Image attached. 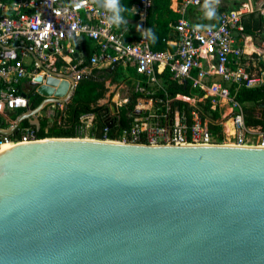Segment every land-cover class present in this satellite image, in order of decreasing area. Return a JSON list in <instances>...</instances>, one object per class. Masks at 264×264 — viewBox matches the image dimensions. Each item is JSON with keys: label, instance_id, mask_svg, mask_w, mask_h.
Returning <instances> with one entry per match:
<instances>
[{"label": "water", "instance_id": "obj_1", "mask_svg": "<svg viewBox=\"0 0 264 264\" xmlns=\"http://www.w3.org/2000/svg\"><path fill=\"white\" fill-rule=\"evenodd\" d=\"M47 73L68 93L39 90L46 99L1 136L25 122L41 131L47 108L71 102L75 79ZM0 264H264V147L66 138L9 147Z\"/></svg>", "mask_w": 264, "mask_h": 264}, {"label": "built area", "instance_id": "obj_2", "mask_svg": "<svg viewBox=\"0 0 264 264\" xmlns=\"http://www.w3.org/2000/svg\"><path fill=\"white\" fill-rule=\"evenodd\" d=\"M203 3L204 0H182L179 9L182 17L174 28L178 34L177 49L162 52L151 48L149 37L144 35L146 30L139 42L132 43L127 40L123 25L109 26L103 0H0V128L14 125L15 122L7 121L11 114L25 112L30 103L25 94L31 88L26 85L43 77L44 82L38 85L41 87L48 77L53 78L48 70L70 75L78 84L93 68L123 64L142 77L134 88L141 96L129 114L130 126L115 136H111L110 127L106 126L100 136L96 115L85 114L66 139L153 146L264 147V129L246 123L244 105L237 98L243 89L264 87V69L255 74L250 72L245 67L246 51L235 40V34L243 31L246 13L256 11L264 15V1L249 0L238 10L222 8L218 11L217 27L198 28L186 15L188 9ZM152 7L153 0H141L140 13L147 16ZM81 40H92L97 48L90 65L82 69L83 59L74 62L78 50L69 46ZM259 55L264 58V51ZM56 62L62 63L59 70ZM166 70L179 84L187 82L194 94L156 98L164 89L159 75ZM213 77L220 81L213 82ZM105 100V121L111 125L130 98L115 101L108 95ZM180 102L192 110L190 116L186 106H178ZM205 102L210 103L213 111L220 112L223 138L214 134L211 121L203 119L197 110L199 103ZM59 107L64 110V106ZM228 123L233 129L231 135L224 129ZM49 139L40 137L34 127H21L12 136L0 135V149L4 145Z\"/></svg>", "mask_w": 264, "mask_h": 264}, {"label": "trees", "instance_id": "obj_3", "mask_svg": "<svg viewBox=\"0 0 264 264\" xmlns=\"http://www.w3.org/2000/svg\"><path fill=\"white\" fill-rule=\"evenodd\" d=\"M172 0H153V7L150 9L147 20L146 29L152 30L154 33L155 20L157 15L165 8H170ZM141 4V0H140ZM264 33V15L260 12L247 14L243 17V31L239 37H251L257 38L260 34ZM139 42L136 39L134 43ZM151 43V48L155 51H166L167 45L158 43ZM79 47L84 51L83 63L80 65V69L89 66L93 54L97 48L95 42L92 40L78 41ZM61 62H56L55 67L59 70ZM264 68V63H262ZM128 72L135 73V69H129ZM90 75V77H88ZM88 75H85L78 83L75 90V94L70 103L64 106V110L59 109L57 112V120L52 127L48 128V120L41 118L42 129L39 131L40 137H53V138H65L69 137L73 133L74 126L79 122L82 115L95 114V125L97 127V133L101 136L106 126L110 127L111 136H115L117 132L126 130L131 123L129 114L134 110L135 105L140 98V94L133 91L130 96V102L121 109L120 113L115 116L114 122L109 125L108 121H105V105H101L100 102L105 98L108 93L107 83L120 85L123 82H127V73L123 64L116 65V68L110 72L109 69H93ZM95 77V79H94ZM164 89L160 90L156 95V98L166 99L167 95L170 98L176 97L178 94L193 95L194 92L190 86L186 83L179 84L176 82L169 70H166L162 75H159ZM142 78V77H141ZM29 102L33 108L38 107L46 97L36 92V89L31 87L29 89ZM238 100L244 105L246 113V123L249 126H261L264 129V87L248 90L243 89L239 95ZM178 106L182 108L186 106L188 116H190L192 110L188 108V105L180 102ZM48 109V108H47ZM197 110L201 114L203 119H209L211 130L216 135H220L223 138V127L219 125L221 120L220 112L213 111L209 102L199 103ZM20 113H16L14 118L17 119ZM30 125L25 122L22 127H29ZM48 130V133H46Z\"/></svg>", "mask_w": 264, "mask_h": 264}, {"label": "crops", "instance_id": "obj_4", "mask_svg": "<svg viewBox=\"0 0 264 264\" xmlns=\"http://www.w3.org/2000/svg\"><path fill=\"white\" fill-rule=\"evenodd\" d=\"M181 2L182 0H172L170 8L163 9L156 17L154 34H156V36L158 37V40L156 43L167 45L166 46L167 50L163 52H175L177 49L178 34L174 28L177 22L182 17V14L179 12ZM246 2L247 1H245L244 3ZM121 6L125 9V11L122 12V16L124 17L126 21V23L123 24V27L127 30L125 32V36L127 40L134 43L136 39L137 40L141 39V36L145 30L147 32L146 20H147L148 15L145 16L140 13V0H121ZM187 12L188 13L186 15V18L195 25H199V26L211 25L210 28H213V27L215 28L218 26V23H219L218 12H217V17L212 20H208L204 17L201 6L196 7V8H190L188 9ZM255 12H249V13H246L245 15L255 13ZM240 34L241 33L235 34V40L237 42V45H239L240 47H243V49L246 51L245 67L250 72L252 73L254 72L255 74L258 71H260V69H264L262 66V63H264L262 59L264 60V58L262 55H259V52H262V50L256 42V40L262 35H264V33L260 34L257 38L244 37V36L239 37ZM69 46L78 50V54L74 56V62L77 63V61L82 60L84 56V51L79 47L78 42L76 43L72 42L70 43ZM150 46H151V43H150ZM94 47L96 48V46ZM212 64L214 65V61ZM124 67L127 73V82H123L120 85H115V84H111L110 82H108L107 88L109 91H108V94H106L105 98L100 102L101 105H105V101H106L105 99H107L108 95H110L111 98L114 99L115 101L118 99L122 100L125 98L127 99L130 98L131 94L134 91L135 85L137 81L141 79V76H139L136 72L135 73L128 72L129 69H134V68L127 66V65H124ZM110 68L111 66H102V67L93 68V69H109L110 70ZM59 80L60 82L57 87L51 86L54 89H56L55 94L54 95L44 94V95L52 96V97L65 96L69 89H67L62 95H58L57 89L63 82H67V81H64L61 79ZM211 80H213V82L220 81L218 77H213L211 78ZM32 86L33 85L31 84L30 86L29 84H27L26 88L27 87L30 88ZM33 88L37 89L39 93L40 87L36 88L35 86H33ZM67 88H70L69 83H68ZM11 115H15V113ZM7 121L9 123L11 120L9 119ZM229 132L230 134L233 133L232 127Z\"/></svg>", "mask_w": 264, "mask_h": 264}, {"label": "clouds", "instance_id": "obj_5", "mask_svg": "<svg viewBox=\"0 0 264 264\" xmlns=\"http://www.w3.org/2000/svg\"><path fill=\"white\" fill-rule=\"evenodd\" d=\"M218 0H204V3L202 4V11L203 15L206 19L212 20L217 17V4ZM102 7L109 13L107 16L106 23L109 26H115L116 28H119L121 25L126 23L124 17L122 16V12L125 11V9L121 6L120 0H103ZM198 28H210L211 25L207 26H197ZM144 35H147L150 39V41L154 44L157 42L158 37L156 34L152 32L151 29H149Z\"/></svg>", "mask_w": 264, "mask_h": 264}, {"label": "rangeland", "instance_id": "obj_6", "mask_svg": "<svg viewBox=\"0 0 264 264\" xmlns=\"http://www.w3.org/2000/svg\"><path fill=\"white\" fill-rule=\"evenodd\" d=\"M245 1H249V0H218L217 4H216V8H217V12H220V9L222 10H227V9H232V10H238L241 7V4L244 3ZM260 2H263L264 0H259ZM258 46L261 48L262 51H264V35H262L261 37H259L256 40ZM263 48V49H262ZM262 61H264L262 59ZM254 73V72H253ZM69 89V88H67ZM66 89V90H67ZM69 91V90H68ZM68 93V92H67ZM61 109L59 106H51L48 109H46L42 114H41V118L43 119H47L48 120V128L52 127L55 124V121L57 120V112L58 110ZM12 116V117H11ZM15 115H10V122H15L16 119L14 118ZM225 132L227 135H231L230 131L231 127H228L227 125L224 127ZM233 131V129H232ZM51 139H57V138H53L50 137Z\"/></svg>", "mask_w": 264, "mask_h": 264}, {"label": "bare ground", "instance_id": "obj_7", "mask_svg": "<svg viewBox=\"0 0 264 264\" xmlns=\"http://www.w3.org/2000/svg\"><path fill=\"white\" fill-rule=\"evenodd\" d=\"M53 78H48L45 80V83L43 84V86L40 87V92L44 93V94H47V95H54L55 94V91L56 89H54L53 87H51V82ZM68 87V83L67 82H63L59 88L57 89V93L58 95H62L66 89ZM228 127L231 126V123H228L227 124ZM229 132V131H228ZM9 147H13L11 145H4L1 149H0V152L9 148Z\"/></svg>", "mask_w": 264, "mask_h": 264}]
</instances>
